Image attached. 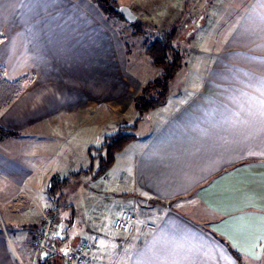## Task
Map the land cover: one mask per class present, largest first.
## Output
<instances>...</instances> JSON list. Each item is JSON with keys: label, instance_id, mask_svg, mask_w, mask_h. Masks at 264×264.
I'll use <instances>...</instances> for the list:
<instances>
[{"label": "crops", "instance_id": "0c3cea01", "mask_svg": "<svg viewBox=\"0 0 264 264\" xmlns=\"http://www.w3.org/2000/svg\"><path fill=\"white\" fill-rule=\"evenodd\" d=\"M112 18L92 0H0V65L10 81L32 79L0 114L20 133L0 140V264H45L35 227L56 205L51 179L71 182L60 157L75 155L56 129L139 113L134 97L148 81L129 68ZM215 43L185 52L166 103L148 111L152 129L95 181L99 194L116 187L161 206L115 245L121 264H238L228 244L245 264L264 262V0H245ZM80 138L94 147L91 131Z\"/></svg>", "mask_w": 264, "mask_h": 264}, {"label": "rangeland", "instance_id": "374dc122", "mask_svg": "<svg viewBox=\"0 0 264 264\" xmlns=\"http://www.w3.org/2000/svg\"><path fill=\"white\" fill-rule=\"evenodd\" d=\"M119 1L127 4L136 15L142 17V20L147 19L145 25L141 22L129 23L117 16L110 21L124 39L129 68L137 75L138 79L148 82L163 72L162 68L152 64L148 52V46L152 42L151 30L162 34L170 31L172 27H177L175 45L184 52L196 51L195 48L214 50V47L217 46L215 42L227 35L231 22L240 13L241 6L245 2V0ZM118 117L111 114L108 118L103 117V120L95 121L93 119L92 122L86 123L87 127L85 128H82V124L78 121L75 125L70 126L71 129H69V125L65 124H61L56 129L64 139L62 148L65 144L72 145V154L75 152V155L60 157L63 162L64 159L66 160V171L61 173L62 177H70L80 169H90L92 164L90 152L97 156L98 149L103 147L107 139L111 142L117 133L142 135L150 131L154 123L152 112H145L143 115L128 113L126 116L120 117L121 121H118ZM90 131L92 136H95L94 141L92 140L94 148L91 151L92 146L85 149L86 141H82L80 138L83 135L87 139ZM98 159L100 156L93 163V172H89V175L82 174L80 177H72L71 182L62 185L55 191V193H59L58 197L52 199L55 206L59 208L60 216L56 228V245L62 251H65L69 245L75 246L87 234L89 227L91 231L89 235L96 234L101 238L99 264H121L115 258L120 254L119 248L115 245L123 241V237L127 235L114 230L116 216L124 209H131L138 221H149L157 214L161 206L149 199L137 200L130 199L126 195H118L121 189L116 187L109 190L111 193L108 196L106 193H100V195L96 188L98 182L95 181L102 178L103 175L95 176L94 174L99 168ZM61 168H64L63 163ZM93 187H95L93 190L96 191V194L93 190L89 192ZM97 195H100V199L96 198ZM66 204H72V206ZM59 261L62 264V259ZM260 264H264V262Z\"/></svg>", "mask_w": 264, "mask_h": 264}, {"label": "trees", "instance_id": "16d2710c", "mask_svg": "<svg viewBox=\"0 0 264 264\" xmlns=\"http://www.w3.org/2000/svg\"><path fill=\"white\" fill-rule=\"evenodd\" d=\"M92 1L107 17L112 18L118 16L124 19L117 12V7L120 6L118 0ZM137 22L138 21H136V23ZM176 36L177 27H172L170 31L162 34L156 33L153 30L150 31L152 42L148 46V52L150 54L152 64L154 66L162 68L163 72L155 79L147 82L142 87L141 92L135 96L134 107L140 115H143L145 112H148L166 103L169 96V84L178 70L184 64L185 52L175 45ZM31 82L32 79L28 76H24L15 81H10L6 76V69L2 65H0V114L3 110L11 106L19 98V96L25 91L26 87ZM18 136H20L19 132L5 129L0 123V140L16 138ZM136 137L137 136L134 134L117 133V135L113 137L111 142L107 139L103 144V147H100L98 149V152L104 151V154H98L97 156L92 155L90 151L94 147H91L89 151L92 163L91 168L88 170H81L71 176L73 177L81 175L83 173L88 174L89 172H93V163L98 158V156H100V159H98L99 168L94 172V174L95 176L104 175L114 165L117 153L122 151L124 147L132 140L136 139ZM68 181L69 178L63 179L59 182H56V178L51 179L50 185L52 189L50 193L55 195L54 191L60 188L63 184L68 183ZM227 246L231 254L237 260L238 264H245L242 255L234 250L229 244ZM51 259H54L57 263L61 258L57 257L54 254H48L44 260L45 264H55L51 262Z\"/></svg>", "mask_w": 264, "mask_h": 264}, {"label": "built area", "instance_id": "2783aa9c", "mask_svg": "<svg viewBox=\"0 0 264 264\" xmlns=\"http://www.w3.org/2000/svg\"><path fill=\"white\" fill-rule=\"evenodd\" d=\"M59 208L47 205L41 209L40 221L35 228L32 244L39 253L54 254L65 264H97L99 236L82 237L69 251H62L56 246V228ZM138 218L132 210H123L114 222V230L125 235H132L136 230ZM154 227V225H149ZM117 264V263H113Z\"/></svg>", "mask_w": 264, "mask_h": 264}, {"label": "water", "instance_id": "95a60500", "mask_svg": "<svg viewBox=\"0 0 264 264\" xmlns=\"http://www.w3.org/2000/svg\"><path fill=\"white\" fill-rule=\"evenodd\" d=\"M117 12L129 23H134L137 20V15L125 5L117 7Z\"/></svg>", "mask_w": 264, "mask_h": 264}]
</instances>
